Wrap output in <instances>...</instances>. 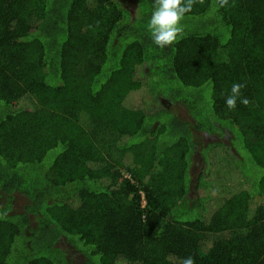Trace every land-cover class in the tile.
<instances>
[{"label": "trees", "instance_id": "1", "mask_svg": "<svg viewBox=\"0 0 264 264\" xmlns=\"http://www.w3.org/2000/svg\"><path fill=\"white\" fill-rule=\"evenodd\" d=\"M153 6L0 0V264H264V0H197L164 48Z\"/></svg>", "mask_w": 264, "mask_h": 264}, {"label": "clouds", "instance_id": "2", "mask_svg": "<svg viewBox=\"0 0 264 264\" xmlns=\"http://www.w3.org/2000/svg\"><path fill=\"white\" fill-rule=\"evenodd\" d=\"M203 3L204 0H198ZM219 7H227L229 0H217ZM197 0H154L153 11L148 22V29L151 33L153 42L160 48L177 43L184 37L182 21L185 15L192 11ZM246 83H233L230 95L225 99L229 109H235L237 101L247 106L250 101L242 95V89ZM181 264H195L192 256L184 258Z\"/></svg>", "mask_w": 264, "mask_h": 264}, {"label": "rangeland", "instance_id": "3", "mask_svg": "<svg viewBox=\"0 0 264 264\" xmlns=\"http://www.w3.org/2000/svg\"><path fill=\"white\" fill-rule=\"evenodd\" d=\"M145 92L144 87L134 90L130 92V94L126 98V104L128 106H142V98L143 94ZM94 140L98 143V145L102 148L104 153L112 160L118 161L120 157V151L117 149V147L114 144V138L116 136V133L112 131L109 127L104 126V124H99L95 131L92 133ZM202 138V141L209 142L211 140L216 139V137H211L208 135H204ZM216 152L218 153V156L220 160L223 163V174H220L217 177L218 181H224L232 178L234 175L238 173L237 168L235 165H231L229 163V158L227 154L224 152V150L220 147L216 149ZM216 154V153H215ZM202 164V157L200 154L197 155L196 163L193 166L194 172H197V170L200 168ZM26 198L21 194H16L14 198V208L16 210H21L26 204Z\"/></svg>", "mask_w": 264, "mask_h": 264}, {"label": "built area", "instance_id": "4", "mask_svg": "<svg viewBox=\"0 0 264 264\" xmlns=\"http://www.w3.org/2000/svg\"><path fill=\"white\" fill-rule=\"evenodd\" d=\"M126 176H129L128 174H126ZM141 195H142V207H145L146 206V199H145V195H144V192L141 190Z\"/></svg>", "mask_w": 264, "mask_h": 264}]
</instances>
